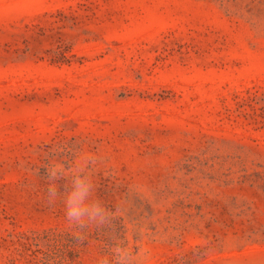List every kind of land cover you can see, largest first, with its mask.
<instances>
[{
    "label": "rangeland",
    "instance_id": "1",
    "mask_svg": "<svg viewBox=\"0 0 264 264\" xmlns=\"http://www.w3.org/2000/svg\"><path fill=\"white\" fill-rule=\"evenodd\" d=\"M81 151L123 207L104 227L47 201ZM116 235L264 264V0H0V264H96Z\"/></svg>",
    "mask_w": 264,
    "mask_h": 264
},
{
    "label": "clouds",
    "instance_id": "2",
    "mask_svg": "<svg viewBox=\"0 0 264 264\" xmlns=\"http://www.w3.org/2000/svg\"><path fill=\"white\" fill-rule=\"evenodd\" d=\"M98 162L97 155L81 151L70 163L51 158L44 166L48 203L60 201L68 225L77 230L104 227L123 215L122 206L108 208L95 195L93 173ZM150 258L148 248L131 243L127 236L116 235L108 250L97 256L96 264H149Z\"/></svg>",
    "mask_w": 264,
    "mask_h": 264
}]
</instances>
